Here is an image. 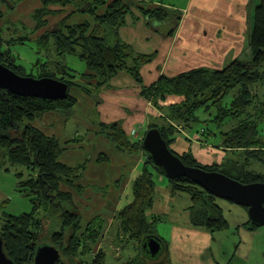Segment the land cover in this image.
<instances>
[{
    "label": "trees",
    "instance_id": "16d2710c",
    "mask_svg": "<svg viewBox=\"0 0 264 264\" xmlns=\"http://www.w3.org/2000/svg\"><path fill=\"white\" fill-rule=\"evenodd\" d=\"M3 1L7 0H0ZM42 2L44 6L33 15L37 21L36 28L42 27L45 24L43 17L53 12L48 9L49 4L63 6L82 4L83 7L78 10L94 16L93 26L88 22L65 24L61 21L55 24L60 28L46 32L40 37V40L45 42L47 35L52 34L55 37V49L59 54L71 53L83 60L88 71L80 73V77L86 80L95 79L96 85L102 86L117 73L124 71L137 84H143L141 68L152 60L153 54L136 53L129 44L121 40L110 44L106 39L107 29L116 33L124 24L125 16L133 4L132 0H42ZM103 6L105 10L98 14L97 8ZM141 10L149 22H160L175 15V26L181 14L165 5ZM3 15V11L0 10V19ZM253 17L254 24L249 39L250 59L243 60L237 57L222 68L202 66L176 76L161 75L150 85H142L141 91V95L162 113V122L160 119L149 122L147 129L158 128L170 149L177 133L174 123L190 127L192 123L199 121L196 115L198 110L208 112L215 109L216 114L209 121L214 122L218 128L225 123L229 126L226 131L217 129L215 134L219 136L218 142L225 150L223 157L225 161L204 165L196 160L191 151L183 152L179 157L188 166L222 172L242 183L264 182V174L250 168L252 162L264 165V138L260 128L264 124V0H259V3L255 4ZM21 40L19 42L23 43ZM6 42L11 43L10 39ZM6 42L0 35V63L17 74L24 75L10 48L8 46L4 48ZM57 69L54 71L41 68L45 73H40L36 77L47 76L62 80L67 83L69 90L76 83L77 74L69 73L68 67L63 64H58ZM233 90H236L234 97L225 104V98ZM168 95H179L183 100L177 104L162 105V101ZM75 103L76 99L69 91L66 98L51 100L20 96L0 89V161L1 164L7 162L26 169V178H23V172L16 173L19 179L18 191L27 196L32 204L29 212L4 215L0 226L4 250L15 264L33 263L36 250L40 246L39 211L50 212L54 208L61 210V229L54 231L50 240V245L60 252V264H83V255L91 249L86 248V243L97 244L101 238L103 228L101 217L96 216L92 219L85 226L88 231L80 233L81 214L77 208L76 211L64 206L67 202L74 207V203L71 192L62 186L71 187L76 192L80 191L83 187L80 180L85 163L77 166L62 163L59 157L65 150L63 144L56 137L44 134L33 125L37 118L47 112L70 114ZM100 127L119 151L131 154L143 151L145 154L141 170L132 182V200L117 213L123 234L135 242L140 250L134 258L123 264H171L168 243L156 234L157 222L162 219L160 216L147 213L154 200L156 175L166 178L163 170L153 163L143 149L144 135L141 139L132 141L118 122L101 123ZM205 135L208 137V134ZM108 159L105 153H100L96 161ZM166 180L173 195L183 194L191 200L189 211L193 226L205 228L212 233L228 228L229 223L222 206L217 202L222 198L209 193L186 177ZM244 225L249 230L256 227L249 219ZM150 236L162 240L163 249L157 257L147 256L141 250L142 242ZM99 252V257L94 258V262L90 264L105 263V253Z\"/></svg>",
    "mask_w": 264,
    "mask_h": 264
},
{
    "label": "crops",
    "instance_id": "0c3cea01",
    "mask_svg": "<svg viewBox=\"0 0 264 264\" xmlns=\"http://www.w3.org/2000/svg\"><path fill=\"white\" fill-rule=\"evenodd\" d=\"M132 2L124 24L116 33L110 29L107 30L106 39L110 44L121 40L129 44L136 53L153 54L152 60L141 68L143 86L155 82L161 75L176 76L196 67L222 68L232 58L240 57L244 51L250 53L249 46H245V36L249 29L248 19L251 18V12L247 8L248 0H188L187 6L182 9L174 8L162 0H132ZM73 5L49 4L48 9L53 10L55 14L51 12L45 15L43 17L46 20L45 24L36 28L37 21L33 15L44 6L42 0L0 2V10L4 13L0 19V35H3V31L6 30L4 21L11 19L12 24H15L16 20L25 21L22 25L29 24V29L34 36H41V33L43 36L52 20H56L55 24H57L71 14L79 13L78 8ZM159 5H165L181 13L176 26L171 19L149 22L141 12L142 8L149 9ZM104 10L105 6L99 7L97 13L102 14ZM87 14L93 16L91 13L84 12V15ZM192 20L212 22L201 31ZM84 22L93 26L94 16L93 20ZM8 29L10 30V27ZM87 71L85 66V71L82 73ZM77 75L76 83L68 90L69 94L76 99L72 112L66 115L55 111L47 112L37 118L33 125L41 129L44 134L56 137L63 144L65 150L59 157L62 163L68 166L85 163L80 180L82 189L76 192L71 187H62L88 199L100 193L96 189L108 190L110 187L112 189H115L114 186L120 187V180L124 178L125 170H127L126 166H129L128 171H131L125 183V186L129 185L141 170L145 157L143 151L135 154L119 151L115 143L101 129L100 124L118 122L129 139L136 141L144 135L149 122L159 121V119L161 121L162 113L141 95L142 85L137 84L127 72L117 73L102 86L96 85L95 79L86 80L80 77V74ZM182 100V96L168 95L162 101V105L177 104ZM92 113L95 114V119L89 121ZM70 119L74 123L71 121L69 123ZM174 124L177 133L171 149L178 155L191 151L199 160H204L207 158V150H212L215 154L214 158L205 159V164L225 161L223 159L225 150L220 142L211 144L212 139L220 140L219 136L215 135L216 130L211 129V131L207 128L209 130L207 137L205 132L197 131L189 134V127ZM134 128L137 129V133L132 134L131 131ZM180 139L184 140L186 145H182L183 142L178 141ZM108 150L112 151L111 155H108ZM100 153H105L109 158L108 161L97 162L96 158ZM114 160L121 165L124 173L110 175L112 167L115 169ZM94 178L93 183L85 181ZM155 182L153 204L147 213L160 216L161 221L170 223L168 239L158 234L157 227L156 234L167 241L171 264H214L213 261L206 262V260L208 251H212L215 232L212 233L191 224L189 207L192 203L189 197L183 194L173 195L161 175H156ZM108 201L109 199L106 198H103L102 202L100 200L98 208L104 207ZM88 202L85 199V207L88 206ZM239 231L245 232L243 229ZM128 245L130 252L121 264L136 256L132 253L137 251L136 243L130 241ZM122 246L120 244V249ZM113 257L118 260L120 253H114ZM210 260H214L213 256Z\"/></svg>",
    "mask_w": 264,
    "mask_h": 264
},
{
    "label": "rangeland",
    "instance_id": "374dc122",
    "mask_svg": "<svg viewBox=\"0 0 264 264\" xmlns=\"http://www.w3.org/2000/svg\"><path fill=\"white\" fill-rule=\"evenodd\" d=\"M162 1L171 4L174 8L182 9L187 6L188 0ZM9 2L17 3V0H9ZM258 3L259 0H248L247 3L248 11L251 12V20L248 19L249 29L248 32H246L245 36V46H249L250 34L254 24V8L255 4ZM52 5L54 6L55 4ZM76 7L80 9L81 7H83V5L79 4L76 5ZM52 13H54V11ZM167 19L169 20V18ZM170 19L175 22V15H173ZM90 20H93V16L89 14L84 15L83 12L79 11V13L71 14L63 22L65 24H72ZM55 21L56 20L51 21V24L46 32H50L54 29L56 30L60 28L59 26L56 27L57 24L55 25ZM11 22V19H7L4 21L3 25L6 30L3 31V35L1 36L3 37L5 42L6 40L10 39L11 43H4V48H7L6 46L10 48L12 55L16 57L15 60L17 65L20 66L21 73H23L24 75L36 77L40 73H45L44 71H41V68H44L45 70L49 68V70L55 71L58 64L67 66L69 69V73L80 74L85 71V62L79 59L76 55L71 53L61 55L56 51V45L54 43L55 37L52 36V34L48 33L49 35H47V39L44 42L41 41L42 39L40 40V37H42L43 33H41V36H34L32 30L29 29V24H26V26L22 25V23L24 24L25 21L16 20L14 21L15 24H12ZM192 22L194 25H197V27L202 31L207 26V24L212 21L192 20ZM9 27L10 30L8 29ZM15 40H17L18 42H15ZM19 40L23 41V43L19 42ZM250 57L251 54L249 53V51H244L240 56V58L243 60H248L250 59ZM231 60H233V58ZM227 64L228 63H226L225 65ZM235 93L236 90L231 91L225 98L224 103L227 104L234 97ZM214 110L215 109H211L208 112L203 109L198 110L196 112V115L199 121L197 123L191 124L188 129V133L192 134L197 131L203 132L204 129L205 134H208V129L216 131H218L219 129H221L222 131H226L227 129H229L227 123L218 128L214 122L209 121V119H213L214 115L216 114ZM93 119H95V114L92 113L89 116V121H92ZM70 121L74 123L73 120L70 119L69 123ZM260 128L262 136L264 138V124H262ZM178 141H182V145H186L184 140L180 139ZM217 142L218 139L211 140V144H216ZM207 151V158L205 159H213L215 155L214 152H212V150ZM107 153L108 155H111L112 151L108 150ZM192 155L195 157L193 153ZM195 158L198 162L205 165V159L199 160V158ZM116 161L117 160H114L115 169L112 167L113 170H111L110 175L119 173L121 174L126 171L124 173V178L120 180V187L114 186L115 189H112V187H110L108 190L96 189L100 193L90 196V198L88 197V199L86 197H80L78 193L74 192L71 193L74 207L67 202L64 205L65 208H69L71 210H76L75 208H77L79 213L82 215L80 233L88 231L85 226L96 216L101 217V219L103 220V228L100 240L97 242V244L86 243V248L91 249L83 255V264H90V262H92L94 258L96 259L97 257H99V251H103L106 255L105 264H121V262H123V260L127 258L128 253L130 252L128 243L131 240L126 234H123L119 218L117 217V211L123 208L125 204L129 203L132 200V182L129 185L125 186L127 178L131 171H128L129 166H126L127 170L122 172L121 165L117 164ZM250 168L257 171L258 173L264 174V165L261 163L252 162V164L250 163ZM20 172H23V178H26L27 171L24 167L20 165H11L7 162H5V164H1L0 161V206L2 205L0 207V226L2 224V219H4V215H19L24 212H29L32 208V204L29 198L18 191L19 179L16 177V173ZM85 181L88 183H93L95 182V178L88 180L86 179ZM164 183H167L166 178H164ZM118 187L120 188L119 190ZM103 198L109 199V201L106 202L104 207L100 206V208H98L100 200L102 202ZM85 199L89 201L87 203V207L84 206ZM217 202L222 206L224 216L228 221L229 226L225 230L215 232V235L213 237L214 240L212 251H208V258L206 262L213 261L214 264H264V225L256 226L253 231H248L249 229H247L244 225V223L248 220V215L243 206L234 204L233 202L225 199H218ZM48 212L49 211H39L38 213V216L41 218L39 235L40 246L46 244L50 245L51 234L54 231H59L62 225L61 210L59 208H54L49 213ZM157 224L158 225H156V227L158 228V234L163 236L164 239H168L167 235L169 232L170 223L168 221H160L157 222ZM240 229L245 230L246 233H241L239 231ZM105 231L106 233L104 234ZM120 244L123 245L122 249H120ZM115 247H117L116 250ZM136 248L137 251H132L134 255H137L140 252L139 246L137 244ZM117 252L120 253V257L118 260L113 257L114 253ZM212 256L214 260H210Z\"/></svg>",
    "mask_w": 264,
    "mask_h": 264
},
{
    "label": "water",
    "instance_id": "95a60500",
    "mask_svg": "<svg viewBox=\"0 0 264 264\" xmlns=\"http://www.w3.org/2000/svg\"><path fill=\"white\" fill-rule=\"evenodd\" d=\"M0 89L20 96L64 99L68 85L52 77L20 75L0 63ZM142 147L153 163L159 166L166 178L186 177L218 198L247 208L248 219L256 226L264 225V182L242 183L218 171H207L200 167L188 166L174 153L156 127L146 130ZM163 249L162 240L156 236L147 237L141 250L150 257H157ZM61 255L52 245H42L36 250L32 264H60ZM0 264H15L4 250L0 237Z\"/></svg>",
    "mask_w": 264,
    "mask_h": 264
},
{
    "label": "built area",
    "instance_id": "2783aa9c",
    "mask_svg": "<svg viewBox=\"0 0 264 264\" xmlns=\"http://www.w3.org/2000/svg\"><path fill=\"white\" fill-rule=\"evenodd\" d=\"M131 133H132V134L137 133V129H136V128L132 129Z\"/></svg>",
    "mask_w": 264,
    "mask_h": 264
}]
</instances>
